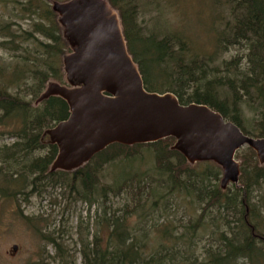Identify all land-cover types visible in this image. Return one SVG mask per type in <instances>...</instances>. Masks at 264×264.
<instances>
[{
  "label": "trees",
  "instance_id": "trees-1",
  "mask_svg": "<svg viewBox=\"0 0 264 264\" xmlns=\"http://www.w3.org/2000/svg\"><path fill=\"white\" fill-rule=\"evenodd\" d=\"M107 1L119 14L128 51L147 91L172 93L182 105L208 106L244 135L264 137V0H225L229 16L213 33L211 49L206 45L197 48L185 31L161 36L148 33L138 21L133 0ZM51 4L52 0H13L11 21L0 26V50L10 55L8 60L0 57V128L2 135L15 141L12 146L0 148V176L4 180L0 195L15 196L10 195V188L16 186L25 192L28 202V197H41L48 189L62 188L68 204L82 202L90 209L102 203L103 216H98L94 236L90 240L88 226L81 238L79 254L83 264H186L179 260L188 256L176 252L181 247L192 248L199 230L207 226L215 230L206 247L208 254L202 255L207 261L202 264L254 260L251 255L264 241L252 237L246 220L263 239L264 234L252 224L255 215L250 198L254 190L264 187V165L248 147L236 155V160L241 161L239 187L231 185L226 191L218 185L222 170L213 163H203L197 164L203 169L196 171L182 155L171 151L173 138L134 147L113 145L73 173H50L58 149L43 138V133L67 120L69 108L57 97L38 106L35 102L50 82L67 85L62 60L71 53ZM22 22L27 28H22ZM230 47L240 48L243 55L220 62ZM243 103L256 112L255 121L245 119ZM144 150L154 163L151 170L133 176L123 170L113 184L101 186L103 169L119 166L118 162L129 165ZM127 189L136 205L126 206L125 213L118 215L119 210L112 211L108 205L110 197H118ZM174 194L187 197L198 206L200 214L196 221H181L178 226L168 221L169 225L165 224L160 232L159 251L146 257L138 241L139 231L128 225L129 213L148 221L152 212L170 205ZM25 220L34 222L29 217ZM102 226L107 235L105 245L100 237ZM35 230L56 248L57 257L65 260L66 251L55 234H44L37 226ZM140 237L144 239L147 234ZM165 242L172 247L167 248ZM74 263L75 260L71 264Z\"/></svg>",
  "mask_w": 264,
  "mask_h": 264
},
{
  "label": "water",
  "instance_id": "water-1",
  "mask_svg": "<svg viewBox=\"0 0 264 264\" xmlns=\"http://www.w3.org/2000/svg\"><path fill=\"white\" fill-rule=\"evenodd\" d=\"M52 11L71 53L62 60L67 85L50 82L35 102L57 97L69 108L67 120L43 133L58 149L50 173H73L113 145L134 147L169 138L175 140L171 151L191 166L217 165L223 191L239 187L236 155L242 149L253 150L264 165V137L244 135L208 106L182 105L172 93L145 89L119 14L107 0L53 2Z\"/></svg>",
  "mask_w": 264,
  "mask_h": 264
},
{
  "label": "rangeland",
  "instance_id": "rangeland-1",
  "mask_svg": "<svg viewBox=\"0 0 264 264\" xmlns=\"http://www.w3.org/2000/svg\"><path fill=\"white\" fill-rule=\"evenodd\" d=\"M12 1L0 0V26L11 21L9 10ZM67 1L69 0H52V3ZM133 1L138 8V21L148 33L161 36L167 32L185 31L184 33L197 43L196 47L201 49L205 45L211 49L209 41L215 35L213 33L222 28L221 20L229 16V9L225 4V0ZM21 25L22 28H27L26 22H22ZM17 28L14 27V29ZM241 54L243 55L240 48L230 47L229 52L221 56L220 62L221 60L232 61ZM9 56L8 53L0 50L1 58L8 60ZM241 111L246 120L249 122L255 121L256 112L248 105L241 104ZM2 131L3 129L0 128V148L4 145L12 146L15 141L2 135ZM138 157V160L131 162L129 165L126 162H118L116 164H119V166L112 165L103 169L101 186L113 184L116 177L123 170L133 176L138 173H146L153 168L154 163L146 150H144L143 155ZM2 168L3 165L0 162V169ZM194 169L201 171L203 165H194ZM1 179L3 178L0 176V188H2L4 181ZM221 179L222 174L218 183L219 186ZM17 191L19 193H16ZM130 192L127 189L118 197H110L108 205L112 207V211L119 210L116 214L122 215L125 213L126 206L136 205ZM24 193L21 188L14 186L10 188V195L16 194L15 196L3 197L0 195V264H71L73 260H75L74 264H83L82 257L79 254L82 249L81 238H83V233H86L88 226L90 240L94 236L98 216H103L102 203L95 204L90 209L82 202L68 204L62 188L48 189L47 193L41 197H28V202L25 201ZM161 193L163 192L161 191ZM250 200L254 211L253 215H255L252 224L256 225L257 230L264 234V187L254 190ZM149 207L150 202L147 205V208ZM199 212L198 206L193 204L187 197L174 194L170 205L165 209L160 208L152 212L148 221H142L138 214L134 212L129 213L128 225L139 231L137 232L139 244L144 250V255L149 257V255H154L159 251V240L162 238L160 232L166 228L165 224L169 225L168 221H172V225L178 226L181 221L186 222L189 219H197ZM137 213L139 212L137 211ZM256 215L258 216L256 217ZM26 217L32 218L34 222H27ZM206 221L211 224L210 219ZM35 226L44 234H55L57 242L66 251L65 260L57 257L56 248L42 240L40 234L35 230ZM212 230H215V227L207 226L203 230L200 229L196 235L194 246L192 248L181 247L176 253L184 255L182 253L187 251H196L195 255H204L212 238ZM220 230H223V227ZM140 234H147V237L144 239L139 238ZM100 237L103 239V245H105L107 235L104 226L101 228ZM213 238H218V235L216 234ZM164 245L167 248L172 247L170 242H165ZM14 247H17L16 252L13 251ZM257 250L258 252L251 255L255 257L254 260L250 261L244 258L231 264H249L250 262L264 264V245H259ZM201 259V264L207 261L203 257ZM179 262L183 261L179 260Z\"/></svg>",
  "mask_w": 264,
  "mask_h": 264
},
{
  "label": "flooded vegetation",
  "instance_id": "flooded-vegetation-1",
  "mask_svg": "<svg viewBox=\"0 0 264 264\" xmlns=\"http://www.w3.org/2000/svg\"><path fill=\"white\" fill-rule=\"evenodd\" d=\"M246 224L247 226L249 227V229H251L252 231V237L256 238L257 240H263L264 241V238L262 239L260 236H258L256 233H255V230L252 228V226L248 223V221L246 220ZM196 251H187L185 253H182L186 256H188L187 259L185 260H181V261H185L187 264H201L202 262V256L199 255H195ZM208 252L205 251L204 255H207Z\"/></svg>",
  "mask_w": 264,
  "mask_h": 264
}]
</instances>
